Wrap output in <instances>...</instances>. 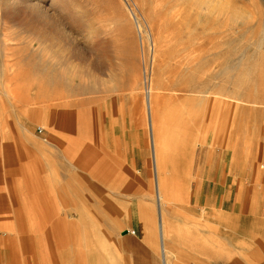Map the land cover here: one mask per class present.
Instances as JSON below:
<instances>
[{
    "label": "rangeland",
    "instance_id": "rangeland-1",
    "mask_svg": "<svg viewBox=\"0 0 264 264\" xmlns=\"http://www.w3.org/2000/svg\"><path fill=\"white\" fill-rule=\"evenodd\" d=\"M235 1L242 17L230 13L227 0H0V112L7 107L9 127L35 118L23 130L17 179L2 165L15 166V152L1 151L0 195L8 198L0 196V225L20 235L29 255L70 254L73 241L88 257L103 254L126 224L158 222L153 138L179 164L175 175L165 172L174 178L163 183L172 192L160 201L164 222L169 212L179 221L181 207L174 204L188 202L192 192L184 194L179 188L190 183L180 180L190 182L208 152L225 173L243 176L233 184L239 198L248 186L258 195L264 187L258 172L264 165V0ZM54 89L63 101H51ZM21 94L27 105L35 98L32 108L74 105L69 117L64 112L56 147L49 145L51 109L15 118L10 102L18 104ZM251 169L260 175L247 183ZM101 173L112 179L99 182ZM17 180L27 193L6 190ZM40 185L45 207L27 209ZM59 191L74 203L60 200ZM51 202L59 213H42L53 211ZM54 222L61 224L55 235L47 225Z\"/></svg>",
    "mask_w": 264,
    "mask_h": 264
},
{
    "label": "crops",
    "instance_id": "crops-1",
    "mask_svg": "<svg viewBox=\"0 0 264 264\" xmlns=\"http://www.w3.org/2000/svg\"><path fill=\"white\" fill-rule=\"evenodd\" d=\"M23 95L25 94L16 96L19 105L17 102H10L11 108L15 109L13 114L16 119L17 116L19 118L24 115L28 117L39 109L44 110V112L45 110L49 112L50 109L55 110V108H49L48 106L32 108L36 104L35 98L32 96V102L27 105L22 101ZM23 106H25L24 110L22 109ZM7 114L9 115L7 107L2 106L0 112V155L1 151L6 153L9 151L15 152L17 158L15 166L13 165L10 168L7 167L6 163L2 165L5 166V172L6 170H8V174L9 170L12 173L14 172L17 179L19 177L17 175L23 172V154L20 152L24 146L23 130L29 132L35 118L31 121L28 120L25 124L19 123L20 127L15 128L8 126ZM38 115H40L39 111ZM47 115L49 116V114ZM49 118L51 117L49 116ZM60 130L61 128L54 127L52 135L54 136V143L49 144L51 147H54L56 145L55 141L59 140L56 135L60 133ZM65 133L63 132V134ZM240 165L243 173V171H246V166ZM222 166L223 163L220 162L217 165L216 158L208 152L198 162L197 173L192 180L190 182L187 178L181 180L184 183H190V185L181 186L179 189L184 194L187 193L185 190L189 188L192 192L188 202H175L174 204L181 207L182 215H179V221H172L174 213L169 212V214L166 213L167 221L164 222L165 217L162 216L163 204L158 199L159 221H138L126 224L120 233L112 236V239L109 240V252L105 251L103 254L99 253L88 257L87 250L83 252L81 244L78 241H73L71 244L73 250L70 254H59V252L52 250L53 254L47 253L46 256H40L39 251L38 254H35L36 256L29 255L26 242L24 243L20 235L16 231L5 229L3 225H0V264H264V187L256 195L254 187L248 186L246 197H243L245 192H241L242 195L239 198L238 187L233 184L242 182L243 176L225 173V168ZM263 166V171H258L262 175V182H264ZM30 168L35 172V169ZM101 169L100 171H103V168ZM251 172L252 176L248 177L247 183H252L251 179L260 175L256 170L251 169ZM186 175L187 172L181 173L183 177ZM97 176L99 182L104 181L106 178L112 179V176L103 177V173ZM36 177L41 176L36 174ZM172 178L174 176H167L165 173L160 177L155 176L154 182L156 183V189H158L157 197L158 192L163 188L161 183L173 181ZM142 179V183L148 184L151 182V180H144V177ZM17 181L18 185L16 187L7 184L6 190L11 193L14 192L15 188L21 193H27L24 191V181ZM35 181L39 183L37 178ZM40 188L39 195L29 194L33 198L31 204L28 203L27 209L34 210L39 206L45 207L44 201L41 200L45 191H43V186ZM54 188L52 187L53 190ZM164 188L165 192H162L163 199L165 194L172 193L170 187L167 186L166 188L165 186ZM60 190L64 189L61 188ZM58 193V196L61 197L60 200L63 196L67 198V205L74 203L71 199L72 196L62 195L60 191ZM0 196L5 199L8 198L5 195ZM160 204L161 208L159 207ZM51 207L53 211H43L42 213H59L56 212L55 202L51 203ZM34 213L39 214L41 212L37 210ZM79 213L82 212L79 211ZM78 224L80 223L78 222ZM47 225L53 230L50 224ZM131 232H134V234H131ZM76 243L79 246L75 248L74 244ZM51 246L54 247L52 243ZM78 247L80 249H77Z\"/></svg>",
    "mask_w": 264,
    "mask_h": 264
},
{
    "label": "bare ground",
    "instance_id": "bare-ground-1",
    "mask_svg": "<svg viewBox=\"0 0 264 264\" xmlns=\"http://www.w3.org/2000/svg\"><path fill=\"white\" fill-rule=\"evenodd\" d=\"M217 0H207V2H209V3H212V2H216ZM228 1V6H229V11H230V13L235 17V16H243V14H240L238 11H239V9L237 8V2L235 1V0H227ZM36 7V6H35ZM245 15V14H244ZM151 87V86H150ZM149 90V89H148ZM52 98H51V101H63L64 100V96H63V94H60V93H56V91H55V89L54 90H52ZM148 95H149V97H147L148 98V101H149V107H148V109H149V112L148 113H150V117H151V126H150V128H151V130H152V133H154V129H153V122L155 123V120H154V117H153V113H152V107H151V102L153 103V101H151V99H152V96H151V90L148 92ZM66 103V102H65ZM153 105V104H152ZM54 106V105H53ZM72 107H74V105H72L71 103H67V106L66 105H64V104H62V105H59V110L57 109V108H55V110L53 111L52 110V114H53V116H54V123H55V127H57V128H61V126L64 124V121H63V119L62 118H64V112H65V110L67 109L68 110V112H67V117H69V115H70V108H72ZM67 117H65V118H67ZM154 125H156V124H154ZM155 134V133H154ZM153 141H154V157H153V163H154V168H155V171L154 172H156V176L157 177H160V176H162L163 175V173H165V172H170L169 173V175H175V173L173 172V169L176 167V166H178L179 164H175V163H173V161H170L171 160V158L169 157V152H167V150L166 151H164L163 149H162V151H161V149L159 148V145L157 144V142H155V140H154V138H153ZM180 142V141H179ZM165 152V153H164ZM173 153V152H172ZM172 153H170V154H172ZM175 155V154H174ZM176 163H177V161H176ZM255 165V164H254ZM256 166V165H255ZM264 167V166H263ZM176 169V168H175ZM166 170V171H165ZM171 170H172V172H171ZM173 173V174H172ZM162 179V178H161ZM163 181V180H162ZM181 181V180H180ZM160 182V181H159ZM158 183V182H157ZM161 185H162V187L164 186L163 185V182L161 183ZM9 186V185H8ZM158 190V189H157ZM11 191H12V189H11ZM165 192V190H164V187L163 188H161V191H159L158 192V199H159V201H161L162 199H163V193ZM11 195H13V194H11ZM10 195V196H11ZM9 196V197H10ZM52 203V202H51ZM160 208H161V204H160V206H159ZM44 217H45V215H44ZM55 216H53V217H46V218H48V219H51V218H54ZM56 222H54L53 224H51V225H54L55 227H54V229H53V233L52 234H57V232H55V231H58V230H60L59 229V226H61V224H55ZM163 223V222H162ZM76 233V232H75ZM64 238V237H63ZM56 239V238H55ZM167 254V253H166ZM165 254V255H166ZM166 257V256H165ZM166 258H168V257H166Z\"/></svg>",
    "mask_w": 264,
    "mask_h": 264
},
{
    "label": "built area",
    "instance_id": "built-area-1",
    "mask_svg": "<svg viewBox=\"0 0 264 264\" xmlns=\"http://www.w3.org/2000/svg\"><path fill=\"white\" fill-rule=\"evenodd\" d=\"M37 132H38V133H42V132H43V129L39 127V128L37 129ZM131 234H134V232H131Z\"/></svg>",
    "mask_w": 264,
    "mask_h": 264
}]
</instances>
